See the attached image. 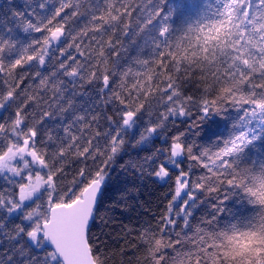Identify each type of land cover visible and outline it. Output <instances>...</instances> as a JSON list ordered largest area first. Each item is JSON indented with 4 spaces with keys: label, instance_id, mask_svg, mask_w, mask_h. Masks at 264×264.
I'll use <instances>...</instances> for the list:
<instances>
[{
    "label": "snow or ice",
    "instance_id": "obj_1",
    "mask_svg": "<svg viewBox=\"0 0 264 264\" xmlns=\"http://www.w3.org/2000/svg\"><path fill=\"white\" fill-rule=\"evenodd\" d=\"M0 264H264V0H0Z\"/></svg>",
    "mask_w": 264,
    "mask_h": 264
}]
</instances>
